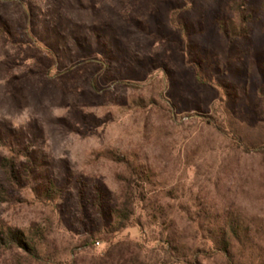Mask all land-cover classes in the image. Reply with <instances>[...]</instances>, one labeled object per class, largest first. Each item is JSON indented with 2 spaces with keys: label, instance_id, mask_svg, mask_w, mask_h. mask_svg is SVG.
Wrapping results in <instances>:
<instances>
[{
  "label": "rangeland",
  "instance_id": "1",
  "mask_svg": "<svg viewBox=\"0 0 264 264\" xmlns=\"http://www.w3.org/2000/svg\"><path fill=\"white\" fill-rule=\"evenodd\" d=\"M1 233L36 258L0 264H264V0H0Z\"/></svg>",
  "mask_w": 264,
  "mask_h": 264
},
{
  "label": "trees",
  "instance_id": "2",
  "mask_svg": "<svg viewBox=\"0 0 264 264\" xmlns=\"http://www.w3.org/2000/svg\"><path fill=\"white\" fill-rule=\"evenodd\" d=\"M9 175L12 176L14 175V171L10 170L9 171ZM130 204H128L127 202H123L120 203L114 210H113V216H115V223H114V229L112 231V234H116L119 231H121L122 229H124L128 222L130 221ZM15 243L18 244L20 246V248L28 255H30L31 257H35L36 258V252H35V247L34 245L28 240L26 239L25 241H18L16 238H14L13 236L10 237H5L3 236V234H0V246H10L11 243ZM222 252L227 253L226 251V247H224L223 249H221ZM119 264H129V262L127 260H122ZM232 264L231 260L230 263Z\"/></svg>",
  "mask_w": 264,
  "mask_h": 264
}]
</instances>
